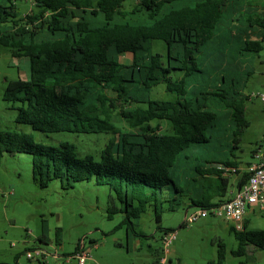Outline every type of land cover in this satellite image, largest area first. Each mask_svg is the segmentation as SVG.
Here are the masks:
<instances>
[{"label": "trees", "instance_id": "trees-1", "mask_svg": "<svg viewBox=\"0 0 264 264\" xmlns=\"http://www.w3.org/2000/svg\"><path fill=\"white\" fill-rule=\"evenodd\" d=\"M125 1L30 0V9L21 13L17 0H0V47L29 61L28 79L8 81L2 96L19 103L12 106L16 122L44 133L112 135L96 162L77 157L70 144L44 146L30 133L0 130V160L4 153L31 155L32 178L42 188L52 180L65 189L91 180L108 187L113 196L107 218L122 214V225L135 234L133 220L147 207L160 224L166 199L170 210L183 195L188 208L227 201L226 169L239 175L234 187L246 181L232 155L200 165L193 149L209 141L206 133L221 111L230 117L235 143L247 126L238 57L263 51L264 14L249 15L241 6L226 16L228 0H129L124 6ZM227 33L230 39L209 52ZM155 40L167 46L166 65L151 53ZM128 54L129 64L119 62ZM173 72L182 77L171 80ZM160 83L173 100L151 99ZM160 121L170 128L161 133ZM230 229L238 241L234 255L248 246L264 250V231L247 230L246 219L242 230ZM224 255L219 244L217 260L207 264H223Z\"/></svg>", "mask_w": 264, "mask_h": 264}, {"label": "rangeland", "instance_id": "rangeland-1", "mask_svg": "<svg viewBox=\"0 0 264 264\" xmlns=\"http://www.w3.org/2000/svg\"><path fill=\"white\" fill-rule=\"evenodd\" d=\"M262 1L228 0L225 15L228 16L241 6L249 10V15H255V4ZM129 4L127 0L124 6ZM17 6L21 13H27L30 0H17ZM251 30L247 28L245 33ZM224 36L211 43L209 52L220 49V45L225 44L231 35L227 33ZM250 37H254L253 33ZM150 50L151 53H159L164 64H167V46L163 41H152ZM130 61L129 54L119 59L123 64ZM238 62L242 69L238 78L246 79L243 92L264 95L263 52L245 53L238 57ZM28 76V59L12 57L8 49L0 47V130L30 133L35 142L44 146L59 147L67 143L74 146L77 157L91 156L94 161H101L102 151L112 137L109 133H44L16 122V110L12 106L17 107L19 103L4 101L3 92L8 81L26 80ZM169 76L175 81L182 77V72H173ZM150 96L151 99L161 100L175 98L165 91L164 83L152 88ZM244 119L247 126L236 136L235 143L230 117L221 111L214 127L206 133L209 141L193 149L194 162L202 165L205 161L232 155L241 162V170L247 163H252L251 154L259 144L264 152V104L258 99L247 101ZM114 123L118 125L117 121ZM156 123L153 121L152 125ZM121 125L124 129L125 125ZM159 125L161 133L170 128L166 121H160ZM235 179V176L230 179V191L234 188ZM112 196L108 187L97 186L93 180L77 182L70 189L63 188L58 180H52L47 187L42 188L32 178L31 155L4 153L0 160V264H77L75 259L66 262L63 256L73 254L80 244L90 256L86 264H154L156 253L161 254L162 229L175 234V240L166 255L170 264L215 262L219 244L225 249L223 264H264V250L261 249L248 246L244 254H233L238 248V241L230 228L240 229L231 221L207 216L180 227L184 222L185 211L190 215L199 210L188 208L189 200L184 195L180 206L172 210L165 195L160 224H156L151 206L147 207L139 219L133 220L135 234L128 232L126 226L122 225V214L107 218ZM216 201L211 200L213 203ZM245 212L247 230L264 231V215L250 211L247 206ZM34 249L48 254L46 262L26 260L24 252ZM53 255L59 258H53Z\"/></svg>", "mask_w": 264, "mask_h": 264}, {"label": "built area", "instance_id": "built-area-1", "mask_svg": "<svg viewBox=\"0 0 264 264\" xmlns=\"http://www.w3.org/2000/svg\"><path fill=\"white\" fill-rule=\"evenodd\" d=\"M263 55H264V38H263ZM247 100L253 101L258 99L264 104V95L251 92L250 94H245ZM261 144H259L252 152V163H249L243 170L248 174L246 181L236 191H230L229 199L222 204L217 206H212L206 209H199L198 212L186 214L184 216V222L187 225L194 223L195 221L211 216L218 219H223L225 221H231L236 224L237 228L243 229L244 215L246 206L252 212H257L264 215V152L260 149ZM226 176H235L234 169H226ZM237 230V229H236ZM175 240V234L173 232H167L162 235L161 243L162 249L161 254L158 257L155 264H170L166 255L168 249L172 242ZM24 256L27 261H43L46 262L48 254L41 250H27L24 252ZM53 258L58 259V255H53ZM64 258V257H63ZM66 262L70 259H75L77 264H86L87 260L90 259L89 253L84 249L83 244H80L78 250L71 256L65 257ZM16 264H19L18 262Z\"/></svg>", "mask_w": 264, "mask_h": 264}, {"label": "crops", "instance_id": "crops-1", "mask_svg": "<svg viewBox=\"0 0 264 264\" xmlns=\"http://www.w3.org/2000/svg\"><path fill=\"white\" fill-rule=\"evenodd\" d=\"M262 3H264V1H262L261 3L259 2V4H257V7H255V9L257 11V14H259V15L264 14V4H262ZM245 11H247V10H245ZM247 12H249V10ZM236 180H237V178L235 179V183L234 184H236ZM233 191H236L235 187L233 188Z\"/></svg>", "mask_w": 264, "mask_h": 264}, {"label": "water", "instance_id": "water-1", "mask_svg": "<svg viewBox=\"0 0 264 264\" xmlns=\"http://www.w3.org/2000/svg\"><path fill=\"white\" fill-rule=\"evenodd\" d=\"M185 214H186V211L184 212V216H185Z\"/></svg>", "mask_w": 264, "mask_h": 264}]
</instances>
